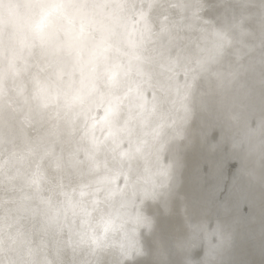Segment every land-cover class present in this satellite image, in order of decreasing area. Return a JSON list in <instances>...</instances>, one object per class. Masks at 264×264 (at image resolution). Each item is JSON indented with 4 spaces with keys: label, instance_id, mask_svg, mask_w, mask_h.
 Returning a JSON list of instances; mask_svg holds the SVG:
<instances>
[{
    "label": "clouds",
    "instance_id": "clouds-1",
    "mask_svg": "<svg viewBox=\"0 0 264 264\" xmlns=\"http://www.w3.org/2000/svg\"><path fill=\"white\" fill-rule=\"evenodd\" d=\"M0 264H264V0H0Z\"/></svg>",
    "mask_w": 264,
    "mask_h": 264
},
{
    "label": "water",
    "instance_id": "water-1",
    "mask_svg": "<svg viewBox=\"0 0 264 264\" xmlns=\"http://www.w3.org/2000/svg\"><path fill=\"white\" fill-rule=\"evenodd\" d=\"M216 139L217 133L211 134L206 145L202 147L197 138L186 153L187 169L183 191L189 196H198L213 185L212 174L218 158L208 153L207 144L214 142ZM227 162V160L224 161L225 164ZM169 226V219L159 221L158 228L162 233H167Z\"/></svg>",
    "mask_w": 264,
    "mask_h": 264
},
{
    "label": "bare ground",
    "instance_id": "bare-ground-1",
    "mask_svg": "<svg viewBox=\"0 0 264 264\" xmlns=\"http://www.w3.org/2000/svg\"><path fill=\"white\" fill-rule=\"evenodd\" d=\"M213 133H216L215 131H213L211 134ZM226 171L229 175H232L236 169V163L233 162V161H228L226 164ZM223 193H221L222 195ZM173 211L178 214L179 213V201H174L173 202ZM165 219H168L166 217L163 216V212L161 211V216H160V219L159 221H164ZM159 221H158V224H159Z\"/></svg>",
    "mask_w": 264,
    "mask_h": 264
}]
</instances>
